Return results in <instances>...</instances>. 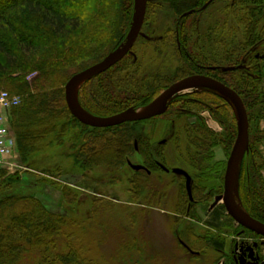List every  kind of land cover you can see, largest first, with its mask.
I'll return each instance as SVG.
<instances>
[{
	"label": "trees",
	"instance_id": "1",
	"mask_svg": "<svg viewBox=\"0 0 264 264\" xmlns=\"http://www.w3.org/2000/svg\"><path fill=\"white\" fill-rule=\"evenodd\" d=\"M165 1L176 15L179 14L174 22V32L169 33L174 38L173 45L167 48L177 49L176 42L179 41L180 56L190 71L186 76L207 73L236 91L243 101L249 123V144L240 161L238 196L246 213L264 224V158L259 149L264 143V130L257 128L252 132L250 124L264 118V74L259 59L251 55L254 48L264 42V18L263 24L259 25V16L251 6L254 3L233 0L237 9L232 7L234 25L230 30L241 31V42L235 45L229 39L222 45L223 49L212 48L213 59H220L229 69H202L196 66L199 59L192 55L187 44L190 43L185 29L188 16H180L205 0ZM152 2L155 0L146 4L145 21ZM133 3L134 0H0V89L21 98L20 104L8 111V124L24 165L30 166L27 157L30 144L52 133V123L64 121V115L68 113L88 130L72 153L74 165L83 170L101 165L118 168L138 154L144 169L133 170L134 174L128 180L129 192L132 198L147 201L151 193L159 194L157 188L151 190L154 188L151 174L164 171L161 164L165 166L166 163L163 156L165 145L152 147L146 133L136 132L137 124L152 118L104 128L91 127L70 113L64 90L75 73L101 61L119 46L132 21ZM181 8L184 9L179 13ZM222 29L217 24L211 32ZM214 37L218 39L216 35ZM128 57L126 54L108 70L84 82L78 92V101L89 114L106 117L128 108L137 109L159 94L165 77L160 72L153 75L151 67L144 68L139 75L137 64L127 62ZM247 57L251 70L242 66ZM129 68L133 71L127 72ZM170 69L168 63L166 70ZM119 77L121 87L117 91L112 83ZM181 78L165 83L164 89ZM203 111L221 126L220 133L207 126L201 115ZM169 112L177 121L184 119L183 126L178 127L173 136L175 160L199 171L191 185V199L185 185L179 186L176 208L183 215L190 201L198 204L211 199L210 190L214 186H211L210 173L215 171L218 174L223 169L221 161L211 164L212 151L220 147L230 152L237 134V122L230 103L207 90L176 96L167 111L157 117ZM191 118L195 120L192 122ZM64 127L62 124L61 132H65ZM45 175L44 181L61 187L66 205L77 199V193L68 185L55 179L51 173ZM13 177L7 180L17 179ZM224 208V205L218 206L213 215L215 220ZM74 224L65 214L50 211L34 196L8 194L1 197L0 264H92L74 242L71 231ZM238 228L247 237L262 238L242 226ZM192 237L194 241H203L217 250L225 248V238Z\"/></svg>",
	"mask_w": 264,
	"mask_h": 264
},
{
	"label": "rangeland",
	"instance_id": "2",
	"mask_svg": "<svg viewBox=\"0 0 264 264\" xmlns=\"http://www.w3.org/2000/svg\"><path fill=\"white\" fill-rule=\"evenodd\" d=\"M250 1L254 3L251 4L252 9H255L256 16H259V25H262L264 0ZM234 4L233 0H214L203 11L186 17L185 29L189 33L188 41H190L187 44L192 55L199 59V62L223 65L220 59H213L212 48L218 51L223 49L222 45L229 39H232L231 42L235 45L241 42V31L230 30L234 25L232 7L237 9V5ZM178 15L165 0H155L150 3L148 17L142 24V34L127 53L129 56L127 62L137 64L139 75L143 73L144 68L151 67L153 75L160 72L165 77L159 94L164 90L165 83L190 73L185 68L183 57L179 53L180 49L167 48L173 45L174 38H171L169 33L174 32V22ZM217 24L223 28L222 31L211 32ZM214 35L218 39H213ZM124 40L125 37L121 43ZM263 51L264 42L254 48L251 55L259 59L264 74ZM248 59L249 57L242 66L251 70ZM168 63L171 64L170 70H166ZM128 71L132 72L133 69L129 68ZM120 77L122 78L123 75ZM119 78H114L112 83L117 91L121 87V78ZM262 83L264 84V81ZM83 84L84 82L77 88V98ZM201 90H187L178 95ZM155 98L137 110H146ZM2 113L9 123V112L2 111ZM201 115L209 128L216 133L222 131L221 126L207 111ZM64 117V121L57 120L52 123L54 125L52 133L30 144L31 148L27 155L30 166L22 163L18 146L15 144L13 152L0 163L2 174L0 198L8 194L34 196L50 211L65 214L75 223L71 228L75 244L92 264H236L237 258H242L243 264H258L264 259V238L247 237L246 233L238 228L239 225L229 217L225 208L224 212L217 214L218 218L214 219V212L217 213L218 206L223 205L219 195L223 194V177L229 155L223 148L216 147L211 154V164L217 161L223 163V166L221 165L223 169L218 174L215 171L210 173L211 186H214V189L210 190L211 199L198 204L190 201L183 215L177 210L179 186L185 185V177L173 172V169L181 168L187 172L191 178L190 189L199 174L197 173L199 171L193 167L177 162L174 158L173 136L177 128L183 126V118L177 121L169 112L163 117H156L136 125V132L146 133L152 147L165 145L163 156L166 163L165 166L162 164L161 166H164L162 170L163 168L166 170H157L151 174L154 185L151 190L157 188L159 194L151 193L146 201L131 197L128 180L133 176L134 171L127 164L112 169L101 165L87 170L74 165L72 153L88 130L68 113H65ZM194 120L191 118L192 122ZM62 124L65 125V132H61ZM250 124L252 132L257 128L259 131L264 130V118ZM259 149L264 158V143ZM244 153L245 151L237 164L238 169ZM129 160L134 164L143 162L138 154L133 155ZM50 173L77 193V199L72 204L64 203L60 186L44 181V175ZM262 173L264 176V171ZM12 176L17 179L9 182L7 178ZM233 199L242 211H245L235 194ZM192 235L212 238V240L225 238V248L221 251L211 245H205L203 241H194ZM189 246H193V250Z\"/></svg>",
	"mask_w": 264,
	"mask_h": 264
},
{
	"label": "water",
	"instance_id": "3",
	"mask_svg": "<svg viewBox=\"0 0 264 264\" xmlns=\"http://www.w3.org/2000/svg\"><path fill=\"white\" fill-rule=\"evenodd\" d=\"M147 1L148 0H134L133 17L125 40L120 43L115 50L108 53L101 61L75 73L67 81L64 90L68 110L82 124L104 128L119 125L124 122H136L159 116L167 110V105L170 100L183 91L204 89L223 95V97L230 102L236 113L237 134L227 158L223 177V194L219 195V199H222L226 211L234 222L264 237V224L250 217L246 211H241L233 199V194H235L237 200L240 201L238 196L239 169L237 164L239 163L242 153L248 149L249 144L247 113L243 101L236 91L211 77L189 76L179 79L166 87L144 111L128 108L111 116L98 117L89 114L79 104L77 98V88L79 85L89 78L105 72L120 61L131 50L138 36L142 34L141 28L145 17ZM207 5L208 2L205 3L201 9H204ZM190 12L191 11H187L183 15H188ZM226 69L229 68H222V70ZM127 164L131 169L136 171L144 169L143 165L133 164L129 160H127ZM173 172L185 176V187L191 199L190 176L181 168H174ZM232 175H234L233 179Z\"/></svg>",
	"mask_w": 264,
	"mask_h": 264
},
{
	"label": "built area",
	"instance_id": "4",
	"mask_svg": "<svg viewBox=\"0 0 264 264\" xmlns=\"http://www.w3.org/2000/svg\"><path fill=\"white\" fill-rule=\"evenodd\" d=\"M20 96L10 95L6 91H0V163L13 152L15 137L10 130L7 119L1 110H9L20 104Z\"/></svg>",
	"mask_w": 264,
	"mask_h": 264
},
{
	"label": "flooded vegetation",
	"instance_id": "5",
	"mask_svg": "<svg viewBox=\"0 0 264 264\" xmlns=\"http://www.w3.org/2000/svg\"><path fill=\"white\" fill-rule=\"evenodd\" d=\"M210 1V2H209ZM208 2V5L204 8V9H206L212 2H213V0H205L201 5H199V6H197V7H193V8H190L189 10H187V11H191L188 15H183L185 12H187V11H185V12H183L182 14H181V16L180 17H185V16H189V15H191V14H196V13H199V12H201V11H203L204 9H201V7L205 4V3H207ZM177 31V30H176ZM179 41L177 40V47H178V49H180V45H179V43H178ZM200 61V60H199ZM196 66L197 67H199V68H202V69H209V70H214V69H219V70H222V68H225L223 65H220V64H204V63H202V62H196ZM239 67H241V65L239 66ZM189 76H198V77H202V76H204V77H211V78H214V77H212V76H210L209 74H207V73H203V74H191V75H188V76H185V77H189ZM185 77H183V78H185ZM182 79V78H181ZM215 79V78H214ZM217 80V79H216ZM219 81V80H218ZM187 93H189V92H187ZM176 97V96H175ZM174 97V98H175ZM171 102V101H170ZM170 102L168 103V105L170 104ZM168 105H167V109H168ZM167 111V110H166ZM165 111V112H166ZM164 112V113H165ZM205 111H203L202 113H204ZM163 113V114H164ZM201 113V114H202ZM162 115V114H161ZM161 115H159V116H161ZM157 117V116H156ZM156 117H153L152 119H154V118H156ZM162 167H164V166H162ZM163 170H166L165 168H163ZM182 175V174H181ZM182 176H184V175H182ZM185 177V176H184ZM236 264H243V260H242V258H237V260H236Z\"/></svg>",
	"mask_w": 264,
	"mask_h": 264
},
{
	"label": "bare ground",
	"instance_id": "6",
	"mask_svg": "<svg viewBox=\"0 0 264 264\" xmlns=\"http://www.w3.org/2000/svg\"><path fill=\"white\" fill-rule=\"evenodd\" d=\"M237 206H238V204H237ZM238 208L242 211V209L238 206Z\"/></svg>",
	"mask_w": 264,
	"mask_h": 264
},
{
	"label": "crops",
	"instance_id": "7",
	"mask_svg": "<svg viewBox=\"0 0 264 264\" xmlns=\"http://www.w3.org/2000/svg\"><path fill=\"white\" fill-rule=\"evenodd\" d=\"M262 264H264V263H262Z\"/></svg>",
	"mask_w": 264,
	"mask_h": 264
}]
</instances>
